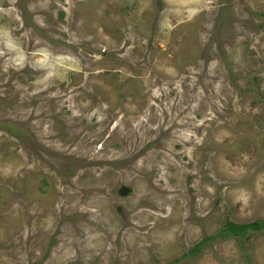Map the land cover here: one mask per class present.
Returning <instances> with one entry per match:
<instances>
[{"label":"rangeland","instance_id":"rangeland-1","mask_svg":"<svg viewBox=\"0 0 264 264\" xmlns=\"http://www.w3.org/2000/svg\"><path fill=\"white\" fill-rule=\"evenodd\" d=\"M227 220H264V0H0V264H264Z\"/></svg>","mask_w":264,"mask_h":264},{"label":"trees","instance_id":"trees-1","mask_svg":"<svg viewBox=\"0 0 264 264\" xmlns=\"http://www.w3.org/2000/svg\"><path fill=\"white\" fill-rule=\"evenodd\" d=\"M264 229V220L259 221V220H254L249 223H239L235 222L232 220H227L226 221V226L223 229V234L228 233V234H233V235H246L250 236V232H259ZM204 244V241L198 243L192 250L191 254H194L198 252Z\"/></svg>","mask_w":264,"mask_h":264}]
</instances>
